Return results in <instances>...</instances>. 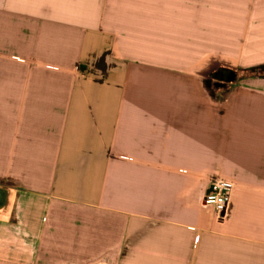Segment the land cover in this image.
<instances>
[{
    "label": "crops",
    "instance_id": "0c3cea01",
    "mask_svg": "<svg viewBox=\"0 0 264 264\" xmlns=\"http://www.w3.org/2000/svg\"><path fill=\"white\" fill-rule=\"evenodd\" d=\"M261 64L264 0H0V264H264Z\"/></svg>",
    "mask_w": 264,
    "mask_h": 264
},
{
    "label": "built area",
    "instance_id": "2783aa9c",
    "mask_svg": "<svg viewBox=\"0 0 264 264\" xmlns=\"http://www.w3.org/2000/svg\"><path fill=\"white\" fill-rule=\"evenodd\" d=\"M233 190V183L216 179L210 184L204 195V203L213 207L218 222L223 221L226 217Z\"/></svg>",
    "mask_w": 264,
    "mask_h": 264
},
{
    "label": "trees",
    "instance_id": "16d2710c",
    "mask_svg": "<svg viewBox=\"0 0 264 264\" xmlns=\"http://www.w3.org/2000/svg\"><path fill=\"white\" fill-rule=\"evenodd\" d=\"M216 67L218 66H213L211 71H214ZM235 72L236 74L234 75L232 82L229 84L226 83V84L218 85L217 83L214 82V80H210L207 78L205 80L206 90L209 92V94L213 98L217 100H222L225 94L229 91L230 87L236 84L238 81L242 80L243 78L251 77V76H257L259 78H264V64L251 67L248 69H244V70L237 69L235 70Z\"/></svg>",
    "mask_w": 264,
    "mask_h": 264
},
{
    "label": "rangeland",
    "instance_id": "374dc122",
    "mask_svg": "<svg viewBox=\"0 0 264 264\" xmlns=\"http://www.w3.org/2000/svg\"><path fill=\"white\" fill-rule=\"evenodd\" d=\"M235 74H236V72L233 71V75H235ZM228 87H229V86H228ZM85 261H88V260H85ZM85 264H88V263H85Z\"/></svg>",
    "mask_w": 264,
    "mask_h": 264
}]
</instances>
